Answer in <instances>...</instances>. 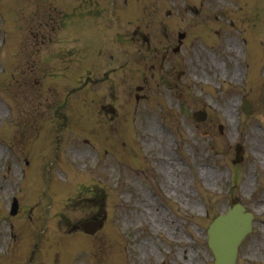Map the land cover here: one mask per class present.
<instances>
[{
	"label": "rangeland",
	"instance_id": "obj_1",
	"mask_svg": "<svg viewBox=\"0 0 264 264\" xmlns=\"http://www.w3.org/2000/svg\"><path fill=\"white\" fill-rule=\"evenodd\" d=\"M203 6L192 16L187 0H0V264H29L34 244V264H212L204 230L234 199L255 215L238 264H264V0ZM244 33L259 34L243 38L237 74ZM11 195L20 210L3 220ZM102 214L95 234L69 232Z\"/></svg>",
	"mask_w": 264,
	"mask_h": 264
},
{
	"label": "water",
	"instance_id": "obj_2",
	"mask_svg": "<svg viewBox=\"0 0 264 264\" xmlns=\"http://www.w3.org/2000/svg\"><path fill=\"white\" fill-rule=\"evenodd\" d=\"M231 213L218 218L209 228L210 244L216 256L215 264H234V254L243 237Z\"/></svg>",
	"mask_w": 264,
	"mask_h": 264
},
{
	"label": "bare ground",
	"instance_id": "obj_3",
	"mask_svg": "<svg viewBox=\"0 0 264 264\" xmlns=\"http://www.w3.org/2000/svg\"><path fill=\"white\" fill-rule=\"evenodd\" d=\"M229 46H231V47H236L237 45L234 44V43H232V44L229 43ZM237 69L240 71V68H239V67H237ZM0 107H1V106H0ZM227 114H228L230 117H232L231 110H228ZM15 171H17V169H15Z\"/></svg>",
	"mask_w": 264,
	"mask_h": 264
}]
</instances>
